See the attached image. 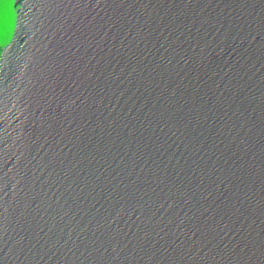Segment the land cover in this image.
<instances>
[{
    "label": "water",
    "instance_id": "1",
    "mask_svg": "<svg viewBox=\"0 0 264 264\" xmlns=\"http://www.w3.org/2000/svg\"><path fill=\"white\" fill-rule=\"evenodd\" d=\"M0 264H264V0H11Z\"/></svg>",
    "mask_w": 264,
    "mask_h": 264
},
{
    "label": "snow or ice",
    "instance_id": "2",
    "mask_svg": "<svg viewBox=\"0 0 264 264\" xmlns=\"http://www.w3.org/2000/svg\"><path fill=\"white\" fill-rule=\"evenodd\" d=\"M11 0H0V30L3 29L7 22V11L6 9L10 7Z\"/></svg>",
    "mask_w": 264,
    "mask_h": 264
}]
</instances>
